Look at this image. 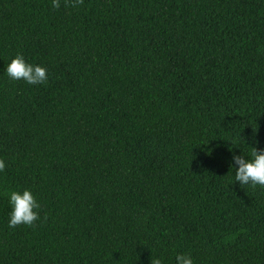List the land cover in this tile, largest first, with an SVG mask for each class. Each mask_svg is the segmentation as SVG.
<instances>
[{
    "label": "trees",
    "instance_id": "obj_1",
    "mask_svg": "<svg viewBox=\"0 0 264 264\" xmlns=\"http://www.w3.org/2000/svg\"><path fill=\"white\" fill-rule=\"evenodd\" d=\"M240 133L264 149V0H0V264H264ZM24 189L40 218L9 228Z\"/></svg>",
    "mask_w": 264,
    "mask_h": 264
},
{
    "label": "clouds",
    "instance_id": "obj_2",
    "mask_svg": "<svg viewBox=\"0 0 264 264\" xmlns=\"http://www.w3.org/2000/svg\"><path fill=\"white\" fill-rule=\"evenodd\" d=\"M82 0H75L81 3ZM61 0H51V7L59 8ZM6 75L12 80H23L28 85H43L47 82V69L42 66L25 61L22 55H17L7 64ZM235 148L240 149V154L233 153L229 161V169L235 170V181L240 185L264 187V149H256L247 146L241 133L233 140ZM246 145L251 151L242 152L240 145ZM6 168L5 161L0 159V173ZM10 212L8 214V227L15 228L20 225L33 226L39 220L40 204L31 192L11 191L8 196ZM154 264H163L160 258H156ZM175 264H195L189 254H176Z\"/></svg>",
    "mask_w": 264,
    "mask_h": 264
}]
</instances>
